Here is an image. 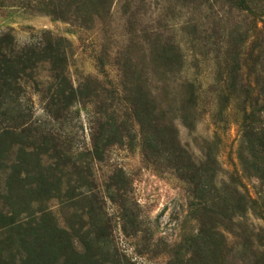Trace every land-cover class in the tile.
Returning a JSON list of instances; mask_svg holds the SVG:
<instances>
[{"label": "rangeland", "instance_id": "374dc122", "mask_svg": "<svg viewBox=\"0 0 264 264\" xmlns=\"http://www.w3.org/2000/svg\"><path fill=\"white\" fill-rule=\"evenodd\" d=\"M246 2L264 15V0ZM230 7L0 0V37L59 40L66 54L63 74L43 60L0 98V264H264V191L241 158L254 67L242 58L228 74L223 36L207 30ZM242 25L250 47L264 16ZM158 41L185 61L157 58ZM186 80L192 129L173 100ZM162 112L175 139L157 130Z\"/></svg>", "mask_w": 264, "mask_h": 264}, {"label": "trees", "instance_id": "16d2710c", "mask_svg": "<svg viewBox=\"0 0 264 264\" xmlns=\"http://www.w3.org/2000/svg\"><path fill=\"white\" fill-rule=\"evenodd\" d=\"M247 0H233L237 14L230 7L229 11L219 10L216 13L214 24L207 30L220 32L223 38L221 41V51H223V63L228 74L233 70H241V63L238 62L242 58L249 59L254 67L253 83L240 85L251 102V112L245 111L244 118L241 123V158L249 163L253 174L259 180V185L264 191V26L253 35L252 45L246 47L249 36L247 31L242 30V24L251 18L254 27L258 28V21L263 19L262 11L248 8L246 12L243 5ZM258 3L263 0H251ZM255 1V2H254ZM232 18H228V17ZM214 18V17H213ZM236 18L234 22L233 19ZM232 19V20H231ZM233 22H231V21ZM156 49L157 58L160 59V51H172L176 54V62L185 61L184 55L179 54L180 48L175 43H161ZM171 59V58H169ZM43 60L48 61L52 66V71H59L64 67L66 60L65 50L61 49L60 41L55 42L44 39L38 45H29L22 48L15 44L11 34H2L0 37V98L6 96L17 98L22 91L21 80L25 79L28 70L37 67ZM240 63V64H239ZM235 64V65H234ZM233 65V66H232ZM181 67V65H180ZM181 90L176 92L174 103L178 106V112L184 124L189 128H194V119L192 117L195 101L197 99V90L194 84L189 81L180 83ZM181 91V92H180ZM164 121L160 124V120L155 121L158 124L157 130H166L165 132L175 139L176 129L172 118L167 117V112H162ZM16 130V129H14ZM10 130L0 128V133H6ZM173 140V139H172ZM174 146L176 147L175 143ZM173 146V148H174ZM177 148V147H176ZM178 149V148H177ZM264 206V196H263Z\"/></svg>", "mask_w": 264, "mask_h": 264}]
</instances>
